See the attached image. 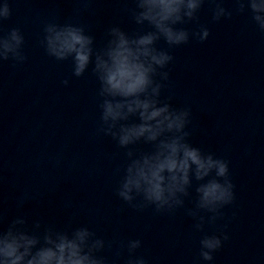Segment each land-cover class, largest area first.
<instances>
[{
	"label": "clouds",
	"instance_id": "clouds-1",
	"mask_svg": "<svg viewBox=\"0 0 264 264\" xmlns=\"http://www.w3.org/2000/svg\"><path fill=\"white\" fill-rule=\"evenodd\" d=\"M131 0L126 8L137 26L129 33L118 24L109 26L101 46L85 26L77 23H43L39 40L45 54L56 62H70L71 75L80 78L91 69L97 89L99 110L95 135L110 137L123 150L124 162L116 168L115 196L128 207L143 212L174 215L178 209L202 233L198 261L212 262L229 239L222 225L208 233L205 226H216L225 218L223 209L235 203V184L229 161L195 146L190 137L192 111L189 106L175 107L170 92L171 50L210 36L199 13L209 5L211 22L244 16L264 35V0ZM11 0L0 2V65L13 67L28 60L25 37L20 27H5L12 17ZM196 24L195 29L185 27ZM163 40L167 48L159 47ZM67 86L68 79L62 81ZM145 144L150 150L135 146ZM193 191L195 195L193 196ZM190 200L192 206L186 207ZM140 239H105L87 225L63 228L40 219L31 224L26 216H17L5 224L0 213V264H110L102 253L112 252L124 264H148L137 255ZM114 264V262H112Z\"/></svg>",
	"mask_w": 264,
	"mask_h": 264
}]
</instances>
